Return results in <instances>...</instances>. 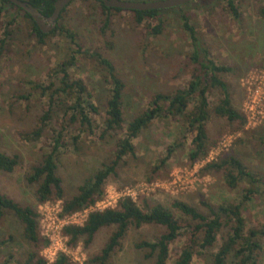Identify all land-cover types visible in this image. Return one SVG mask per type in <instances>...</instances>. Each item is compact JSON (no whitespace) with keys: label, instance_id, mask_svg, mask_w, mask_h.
Listing matches in <instances>:
<instances>
[{"label":"rangeland","instance_id":"obj_1","mask_svg":"<svg viewBox=\"0 0 264 264\" xmlns=\"http://www.w3.org/2000/svg\"><path fill=\"white\" fill-rule=\"evenodd\" d=\"M214 1L196 0L183 9L164 12V27L158 36L149 34L156 21L138 24L129 11L112 14L110 26L104 30L101 3L97 0H75L62 14L59 25L77 33L85 50L97 51L114 63L118 75L126 83L124 109L128 122L149 107L156 93L184 89L191 81L194 69L191 55L195 48L181 28L180 18L185 12L191 17L211 59L218 65L232 68L231 72L222 74V79L228 83L233 105L245 120L241 127L238 122L217 117L213 109L221 94L219 90H213L209 94L212 114L207 124L211 149L206 158L193 165L188 159L193 132L173 118L154 121L134 142L138 158L124 159L118 175L108 179L104 196L93 209L116 208L119 199L125 196L132 197L142 207L156 203L169 206L178 199L196 206L204 214L208 213L202 204L204 201L213 205L229 201L237 203L245 194L247 184H242L238 190H230L222 174L203 172L208 163L230 154L251 171L264 176V115L248 123L252 92L258 91L256 101L258 107L264 109V99L260 96L264 93V18L260 14L264 0H236L241 13L239 21L231 17L223 3ZM5 9L19 14V18L11 28L13 35L7 50L0 56V152L19 155L21 164L12 174L0 173V190L23 206H37L40 235L49 241L38 253L52 260L56 258L53 256L56 251L44 233L49 231L52 235L50 230L63 220L60 216L62 203L50 201L37 205L33 195L35 187L27 184L26 175L41 156L50 151L61 113L39 141L28 142L22 138V133L35 128L47 105V98L34 90L29 82L48 84L50 71L69 52L70 43L57 33L45 45H39L31 36L30 22L23 17L24 13L10 5H5ZM7 23L6 17L0 20V40L5 37ZM70 72L75 78L83 79L94 93L101 111L100 123L110 91L104 71L93 59L78 55V65ZM68 140L67 150L59 155V174L64 180L67 196L72 197L83 180L108 162L114 143L86 136L76 148L71 144L70 136ZM169 149L173 156L154 174L153 168L167 156ZM88 212L81 211L73 222L82 224ZM244 214L248 229L264 224V194L249 202ZM112 231H101L89 247H85L83 240L72 246L67 238L63 243L65 255L72 264H87L89 257L101 251ZM162 232L163 229L157 226L132 229L123 242V251L112 264H152L153 260H145L134 244L142 239L153 241ZM9 236L15 240L0 247V264L7 263L9 253L14 254L15 260L23 262L32 246L23 239L22 225L11 213L0 222V240ZM185 240L183 235L171 246L169 264L180 253ZM217 249L218 245L213 251ZM192 264H211V259L208 255H196ZM260 264H264V252Z\"/></svg>","mask_w":264,"mask_h":264},{"label":"trees","instance_id":"obj_2","mask_svg":"<svg viewBox=\"0 0 264 264\" xmlns=\"http://www.w3.org/2000/svg\"><path fill=\"white\" fill-rule=\"evenodd\" d=\"M23 1L31 3L45 17H50L58 0ZM214 2L223 3L231 17L236 21L240 20L241 13L236 0H215ZM100 3L104 30H107L112 14L121 13L123 10L108 8L102 2ZM5 5H10L24 13L23 17L30 22L31 36L39 45H45L47 40L57 33H61L70 43L69 52L50 71L48 84L40 81L29 82L34 90L47 98V105L43 114L38 117L35 128L22 133V138L28 142L39 141L48 126L61 113L56 121L58 128L55 130L50 151L43 154L38 163L31 167L26 175V182L35 187L33 195L37 205L60 201L62 218L89 209L102 199L106 182L110 177L118 175V168L124 159L138 158L134 142L156 120L173 118L181 122V126L193 132L194 137L188 153L191 165L206 158L212 145L208 138L207 124L212 114L209 94L213 90H219L221 94L219 102L213 109L214 114L229 122H238L241 127H244V117L233 105L229 85L222 79V74L231 72L232 68L218 65L211 59L209 50L199 39L191 17L185 12L181 14V28L192 40L195 48L191 55V62L194 65L191 81L184 89L172 93H156L149 107L127 122L124 109L126 83L118 75L114 63L97 51L85 50L77 33L65 25L58 24L53 32L45 34L30 14L8 0H0V20L4 17L8 19L5 37L0 40V56L7 50L13 35L11 28L19 18V14L6 10ZM184 6L178 8L183 9ZM168 11L170 9L129 12L133 14L138 24L148 20L156 21V26L149 30V34L158 36L164 27L163 14ZM260 14L264 18V8L261 9ZM78 55L93 59L104 71L110 85L106 112L100 123L98 118L101 117V111L95 102L94 93L83 79L75 78L70 72L78 65ZM69 136L71 144L76 148L86 136H94L100 142L114 143L108 162L103 163L88 179L83 180L84 182L82 181L83 183L77 188V193L72 197L67 196L64 180L59 174V155L67 150L70 144ZM173 154L169 149L167 156L158 161V165L153 168V173L157 174ZM20 164L19 155L0 152V173L12 174ZM203 172L222 174L230 190H238L242 184H247L244 189L245 194L237 203L229 201L213 205L204 201L202 204L207 209V214L201 212L196 206L178 199L172 201L169 206L156 203L142 207L132 197L125 196L119 199L116 208L90 212L83 225L65 226L64 235L69 238V244L72 246L83 240L85 247H89L101 231L113 230L101 251L89 257L87 264H112L117 260L118 254L123 251V242L130 231L144 226H157L163 229L155 240L142 239L134 244L135 250L143 253L145 260H153L152 264H169L172 257L171 246L183 235L186 236V240L172 264H192L196 255H208L211 264H260L261 254L264 252L262 241L264 224L258 228L248 229L244 210L249 202L255 201L264 194V176L251 171L233 154L208 163ZM7 213L13 214L22 225L23 239L32 246V250L23 262L15 260L14 254L9 253L7 263L4 264L10 262L12 264H47L45 258L38 253L39 248L47 247L49 241L40 235L37 206H23L0 190V222ZM12 240H15L13 236L0 240V247L8 246ZM217 245V251H213ZM52 264L72 263L65 254H60Z\"/></svg>","mask_w":264,"mask_h":264},{"label":"water","instance_id":"obj_3","mask_svg":"<svg viewBox=\"0 0 264 264\" xmlns=\"http://www.w3.org/2000/svg\"><path fill=\"white\" fill-rule=\"evenodd\" d=\"M24 12L31 15L40 30L49 34L53 32L58 24L60 16L75 0H58L55 3V10L50 17H45L31 3L23 0H8ZM108 8L121 9L123 11H150L169 10L187 5L196 0H160V1H133V0H99Z\"/></svg>","mask_w":264,"mask_h":264},{"label":"built area","instance_id":"obj_4","mask_svg":"<svg viewBox=\"0 0 264 264\" xmlns=\"http://www.w3.org/2000/svg\"><path fill=\"white\" fill-rule=\"evenodd\" d=\"M258 91H254L252 92L251 94V103H250V107L248 108L249 112L251 113V117H248V123L251 124V120L254 119L255 117H261L264 115V109L263 107H258L259 106V102H257V96L258 95ZM263 99H264V93H261L260 95ZM253 115V116H252ZM96 206V205H95ZM94 207V206H93ZM93 207H90L89 209H86V210H83V212H88V215L90 212L92 211H97V210H100V211H103L101 209H93ZM80 212H77V213H74L70 216H67V217H64L62 218L63 220L61 222H59V225L52 228L50 231L52 232V235L49 234L47 231V233H44L45 234V237H47L51 243H52V248L56 251V253H54L53 256H55L56 258L55 259H52L50 260L48 258V256H45V260L48 262V264H52L56 259L57 257L60 255V254H66V249L64 248V241L68 238V237H65L64 235V227L65 226H68V225H83L85 223V221L87 220L88 218V215H87V218L85 219V221L82 223V224H78V223H75L73 222V218L80 214Z\"/></svg>","mask_w":264,"mask_h":264}]
</instances>
